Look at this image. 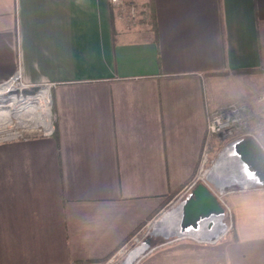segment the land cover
I'll list each match as a JSON object with an SVG mask.
<instances>
[{
	"label": "crops",
	"instance_id": "crops-1",
	"mask_svg": "<svg viewBox=\"0 0 264 264\" xmlns=\"http://www.w3.org/2000/svg\"><path fill=\"white\" fill-rule=\"evenodd\" d=\"M134 1L0 0V83H51L54 113L0 140V264L107 261L197 175L207 110L264 93V0ZM226 204V237L138 264H264V187Z\"/></svg>",
	"mask_w": 264,
	"mask_h": 264
},
{
	"label": "built area",
	"instance_id": "built-area-1",
	"mask_svg": "<svg viewBox=\"0 0 264 264\" xmlns=\"http://www.w3.org/2000/svg\"><path fill=\"white\" fill-rule=\"evenodd\" d=\"M111 4L120 11L121 14H125L128 16L130 21H137L142 13V8L137 4L134 0H110ZM51 83H46L42 88L40 89H31V85L22 79L21 70H19L16 75H14L12 78L5 80L0 83V89L3 90L1 94H7L8 98H4V101L9 100V103L1 102L0 107H7L12 106V101L14 99H19L21 102H30L31 100H36L35 97L39 96L43 91L48 90ZM49 98H48V113H49V121H50V128L46 129L44 134H51L54 129V122L52 121V117H54L53 109H52V97L49 92ZM247 113H248V105L246 103L242 102H230L220 108L217 109H208L207 110V136H206V142L205 147L203 151V156L201 160V165L199 168V171L197 175L194 177V179L185 185L183 189L176 195V197L169 203L171 206L165 207L161 213L171 210L174 207L186 203L189 199L193 196V190L194 188L201 183V175L202 171H206L204 169L205 162L209 155V150L211 145L215 143L216 138L222 139L225 143V146L220 153V156L222 153L231 145H239L240 143L244 142L247 139H251L254 141V135L250 132H247L248 128V121H247ZM10 119L5 118V120H0V124H9V122H6L7 120L12 121V116L10 115ZM18 124H21L20 121L17 122ZM22 135H11L6 136L2 140H8L12 138H16ZM256 142V141H254ZM238 155L241 154L237 152ZM218 161V160H217ZM215 165V164H214ZM213 165V166H214ZM212 166V167H213ZM211 167V168H212ZM210 169V168H209ZM249 171L253 175V168L249 167ZM205 174V172H204ZM251 175V176H252ZM207 178V177H206ZM250 180L247 184L241 185V188L239 190H251V189H257V188H263L264 187V180H257L253 179V177H250ZM206 183V182H204ZM211 190L213 191V188L206 183ZM214 192V191H213ZM215 193V192H214ZM223 192H221L222 194ZM216 196L219 198V200L222 202V204L225 207V211L223 213H219L222 216V219L220 221V228L217 231H214V227L209 226L207 228V231H205V234L200 233L199 231L190 233V234H184L180 236V239H189L194 240L199 243H215L224 237H226L232 230V220L231 216L229 214V218L226 216V206L224 201L221 198L220 194L215 193ZM211 230V232H210ZM214 231V232H213ZM215 233V234H214ZM136 242L133 247H131L130 243H127L125 246H123L116 254L121 253L120 251H127L126 256H124V262L130 255L132 251H134L142 242L139 241L137 237L134 239ZM116 258V255H113L110 259L113 260Z\"/></svg>",
	"mask_w": 264,
	"mask_h": 264
},
{
	"label": "bare ground",
	"instance_id": "bare-ground-1",
	"mask_svg": "<svg viewBox=\"0 0 264 264\" xmlns=\"http://www.w3.org/2000/svg\"><path fill=\"white\" fill-rule=\"evenodd\" d=\"M2 91L3 90L0 89V93H2ZM49 97V91L45 90L39 96L35 97L36 100H31L30 102H21L19 99H14L12 102V108L4 112L1 111L4 109H0V120H5V118L10 119L11 117L9 118L8 116L12 114L18 115L19 121L21 122L23 116L26 115L28 117L24 121V126H43L49 129ZM44 110H46V116L44 115ZM5 112L8 116L3 114ZM6 122H9V120H7ZM0 126L3 128L7 127L8 125L0 124ZM237 147L238 145L229 146L222 153L215 165L205 171V176L207 177V179H211L212 181H214L221 189L225 185H227L230 180L232 181V178L233 180L237 179L234 182L241 185L247 184L250 180H252L250 179V177H253V179L257 180H264V170L262 167V163L257 161L256 158V162L254 160L245 161L243 157H240V155H238ZM253 166H255L256 169L252 171V173L255 172L252 175L249 171V167ZM228 178L231 179L228 181L226 180ZM161 215L163 216L160 217ZM161 215L156 219V222H153V226L155 227L153 230L163 228V230L167 229L168 231L177 233L180 236L193 233L195 232V230L199 231L202 234H205V231H207V228L209 226L215 227L216 225H220V221L222 219L221 214L212 212L207 216L200 217L196 221L190 222V220L187 218V207L185 203L180 204L171 210L165 211ZM153 226L151 225L152 228ZM148 247V241H143L134 251L130 253L124 264H135L139 257H141L143 253H145V251H147Z\"/></svg>",
	"mask_w": 264,
	"mask_h": 264
},
{
	"label": "rangeland",
	"instance_id": "rangeland-1",
	"mask_svg": "<svg viewBox=\"0 0 264 264\" xmlns=\"http://www.w3.org/2000/svg\"><path fill=\"white\" fill-rule=\"evenodd\" d=\"M257 72H261V69L249 70L247 73L249 75H251V73H257ZM4 98H6V99L8 98V93L4 94V95L3 94L0 95V103L1 102H6V103L10 102L9 100L4 101L5 100ZM242 103H246L248 105V113H247L248 128H247V132H250L251 134L254 135L253 139H254V141H256L255 143H256L257 147L259 148L260 153L264 159V93L259 94V95H255L251 98L250 101L242 102ZM12 105H13V103H12ZM10 108H12V106L11 107L10 106L0 107V109H4V110H1L3 112L9 110ZM45 111L46 110H44V115L46 116ZM3 114L8 116L6 114V112ZM11 116H12V121H9V124L8 123L6 124V125H8L7 127L2 128L0 126V140L5 138L6 136L9 137L10 134L11 135L44 134V132L47 129L46 127H43V126L19 127L20 124L17 123V119L19 121L18 116L12 115V114H11ZM8 117L10 118V115ZM27 117L28 116L24 115L23 119L26 120ZM52 121L54 122V117H52ZM225 143L226 142H224L222 139L216 138L215 143H213V145H211V147H210L209 155H208V158H207L205 165H204L205 170L211 168L217 162V160H219L220 153L222 152V150L225 146ZM253 170H255V169H253ZM204 172L205 171H202L201 181L208 183L213 188V191L215 193L221 195V198L224 201L225 206H226V216H227V218H229V214L231 216V212H230L229 208L227 207L226 198L229 195V193H231L233 191H238L241 188V184L234 182L237 179L233 180V178H232V181H231L230 180L231 178H228L226 180H228V181L230 180V182L221 189L210 178L209 179L212 182L210 180H208L206 178ZM221 192H223V193L221 194ZM167 206H171V204L170 205L168 204ZM161 214L162 213H159L151 222H149L147 225H145L143 227V229H141L137 233V235L135 236L139 239L140 242L148 241V244H149L147 251H145V253H143V255L141 257H139V259L135 262V264H138L139 261L141 260V258H143L146 254H148L149 252H151L155 248H158L164 244L171 243V242H174V241L180 239L179 234L174 233V232H170L167 229L163 230V228H161V229L158 228L156 230H153L154 228L151 227V225L153 226V224H151V223L154 220L156 222V219ZM162 216L163 215H161L160 217H162ZM231 220H232V218H231ZM220 227H221L220 225H218V226L216 225L214 227L215 228L214 231H217ZM165 228H167V227H165ZM232 228H233V224H232ZM135 237H133V239H131V243H130L131 247H133L135 242H136L134 240ZM120 252L121 253H119V254H116V253L114 254V255H116V258H114L113 260L110 261V259H111L110 258L107 261H104L100 264H124V259H125L124 256H126L127 251H120Z\"/></svg>",
	"mask_w": 264,
	"mask_h": 264
},
{
	"label": "water",
	"instance_id": "water-1",
	"mask_svg": "<svg viewBox=\"0 0 264 264\" xmlns=\"http://www.w3.org/2000/svg\"><path fill=\"white\" fill-rule=\"evenodd\" d=\"M237 152L241 154V157H243L245 161H255L256 158L257 161L262 163L264 170V159L259 148L253 140L247 139L240 143L237 147ZM252 168L256 169L255 166ZM185 205L187 207V218L190 220V222L196 221L200 217L207 216L212 212L223 213L225 211V207L222 202L211 190V188L204 182L199 183L194 188L192 198L189 199Z\"/></svg>",
	"mask_w": 264,
	"mask_h": 264
},
{
	"label": "trees",
	"instance_id": "trees-1",
	"mask_svg": "<svg viewBox=\"0 0 264 264\" xmlns=\"http://www.w3.org/2000/svg\"><path fill=\"white\" fill-rule=\"evenodd\" d=\"M150 3H151V5H152V0H151V2H150Z\"/></svg>",
	"mask_w": 264,
	"mask_h": 264
},
{
	"label": "flooded vegetation",
	"instance_id": "flooded-vegetation-1",
	"mask_svg": "<svg viewBox=\"0 0 264 264\" xmlns=\"http://www.w3.org/2000/svg\"><path fill=\"white\" fill-rule=\"evenodd\" d=\"M153 228H155V227L153 226Z\"/></svg>",
	"mask_w": 264,
	"mask_h": 264
}]
</instances>
